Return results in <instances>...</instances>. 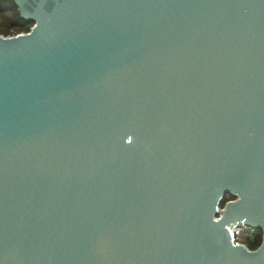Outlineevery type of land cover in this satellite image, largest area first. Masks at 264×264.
<instances>
[{
  "label": "water",
  "instance_id": "water-1",
  "mask_svg": "<svg viewBox=\"0 0 264 264\" xmlns=\"http://www.w3.org/2000/svg\"><path fill=\"white\" fill-rule=\"evenodd\" d=\"M13 1L0 264H264V0Z\"/></svg>",
  "mask_w": 264,
  "mask_h": 264
},
{
  "label": "trees",
  "instance_id": "trees-1",
  "mask_svg": "<svg viewBox=\"0 0 264 264\" xmlns=\"http://www.w3.org/2000/svg\"><path fill=\"white\" fill-rule=\"evenodd\" d=\"M0 34L12 35L19 32H27L32 26V22L20 18L17 6L13 0H0ZM232 199L230 195L224 197L222 206L227 200ZM261 242V234L254 244H249V248H256Z\"/></svg>",
  "mask_w": 264,
  "mask_h": 264
},
{
  "label": "built area",
  "instance_id": "built-area-1",
  "mask_svg": "<svg viewBox=\"0 0 264 264\" xmlns=\"http://www.w3.org/2000/svg\"><path fill=\"white\" fill-rule=\"evenodd\" d=\"M234 242L249 247L259 238L261 232L254 226L245 223L235 224L231 227Z\"/></svg>",
  "mask_w": 264,
  "mask_h": 264
},
{
  "label": "rangeland",
  "instance_id": "rangeland-1",
  "mask_svg": "<svg viewBox=\"0 0 264 264\" xmlns=\"http://www.w3.org/2000/svg\"><path fill=\"white\" fill-rule=\"evenodd\" d=\"M2 20V18H0V21ZM13 35V34H12Z\"/></svg>",
  "mask_w": 264,
  "mask_h": 264
}]
</instances>
